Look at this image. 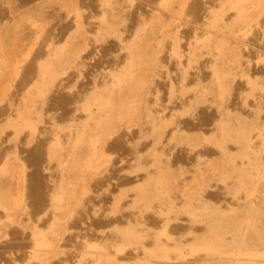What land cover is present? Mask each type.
<instances>
[{
	"label": "rangeland",
	"instance_id": "374dc122",
	"mask_svg": "<svg viewBox=\"0 0 264 264\" xmlns=\"http://www.w3.org/2000/svg\"><path fill=\"white\" fill-rule=\"evenodd\" d=\"M192 1L160 0L157 10L134 23L131 37L122 39L119 69L113 72L103 64L96 70L98 76H111L109 85L92 87L77 101L76 111L84 117L71 127L65 147L49 146L57 174L47 223L32 214L26 200L22 156L13 148L0 157V244L19 229L31 245L23 261L10 264H49L73 252L64 238L80 212L132 217L134 221L112 228L114 245H147L133 259H120L97 242L91 251L85 245L77 252H91L90 264H170L183 249L194 256L203 248L207 257L200 264H264V59L244 52L246 37L264 36V0H204V30L186 33L179 21ZM0 8L6 10L0 19V108L11 101L27 66L35 61L36 69L32 84L20 94V114L5 120L0 138L10 132V141L24 134L31 141L54 84L78 69L93 43L122 36V28L130 25V4L99 0L96 31L80 22L89 11L81 0H0ZM65 20L70 28L63 38L45 41L50 29ZM150 90L155 91V113L147 101ZM101 110L105 115L100 116ZM203 112L216 114L208 135L182 129L186 121H201L197 115ZM151 114L147 154L153 162L160 143L196 147L206 138L212 146L232 141L234 151L219 150L192 168L113 169L112 140L138 129ZM255 139L258 149L251 146ZM115 171L134 180L123 179L115 190L100 185ZM215 192L230 203L209 200ZM104 193L111 197L107 203L100 201ZM150 212L164 217L159 228H147L142 221ZM172 221L201 228L191 231L184 246H161L158 241Z\"/></svg>",
	"mask_w": 264,
	"mask_h": 264
},
{
	"label": "bare ground",
	"instance_id": "6f19581e",
	"mask_svg": "<svg viewBox=\"0 0 264 264\" xmlns=\"http://www.w3.org/2000/svg\"><path fill=\"white\" fill-rule=\"evenodd\" d=\"M28 0H20L21 3ZM130 8L128 17L130 25L122 28L123 34L119 39L110 40L105 44L93 43L90 50L80 60L77 70H72L69 74L61 77L50 91L47 97V107L43 114L42 123H38L37 132L33 140L28 141V135L24 134L16 140H9L10 132H7L0 138V157L13 148L22 156V160L26 165L25 177V197L30 205L31 212L34 216L40 219L41 223H47L50 220L48 215L47 205L53 197L54 177L57 174V161L49 160V146L57 145L60 148L65 147L72 135L71 127L83 119V114L76 111L77 101L92 87H102L109 85L111 76L105 78L98 76L96 70L105 64L107 70L116 71L119 69L124 52L121 48L122 39H127L132 35L134 23L138 22L139 17H147L152 12L158 9L160 0H128ZM204 0H193L190 4L188 13L184 16V20H180L179 24L186 33L202 32L204 30L202 20V2ZM82 4L88 7L89 11L80 22L87 29L96 31L98 15L97 6L99 0H81ZM6 16V10L0 8V19ZM199 24L200 26H197ZM70 28L68 21H63L50 29L45 41H59ZM43 47V46H42ZM244 52L252 59H264V36L261 34L246 37ZM44 50H39L36 56L42 55ZM35 61L27 66L22 72L20 79L13 91L11 101L0 108V126L5 120L14 118L19 111L21 103L20 94L22 90L31 85L35 77ZM118 81V80H116ZM165 97V96H164ZM163 97V101L165 98ZM107 101V99H106ZM147 101L151 105L152 112L155 113L156 107H153L156 101L155 91L150 90L147 95ZM106 110H101L100 116L105 115ZM20 114V112H19ZM151 115L147 116L141 126L132 131L125 132L114 138L109 147V155L116 157L111 163V167L115 170L140 167L163 168L170 167L174 164H181L187 168L195 167L198 161L204 157H211L219 150L234 151L235 144L228 141L227 144L212 146L207 139L196 146L192 147L186 143L174 144L160 143L158 151L160 154L155 155L156 161H152L147 154V149L150 145V130L152 127ZM216 114L203 112L197 115L201 121L191 122L186 121L182 129L184 131H199L204 136L209 134L212 128L211 119ZM39 118V117H38ZM42 120V119H41ZM38 121V120H37ZM36 129V128H35ZM34 131V130H33ZM35 132V131H34ZM33 138V137H32ZM253 149H258V139H255L251 144ZM240 163L241 160H236ZM125 179V182L134 180L131 177L122 178L117 174V171L108 178H105L100 185H111L110 190H115L117 185ZM210 197L212 202L222 200L223 204L230 203L228 199L221 198L217 192ZM110 194H102L100 201L107 203L110 200ZM88 212H80L72 223L70 234L64 238L65 247L73 252H68L57 262L49 264H90L91 252L88 254H79L78 249L87 245L91 248L94 243L104 245L106 251L117 254L120 259L140 257L144 254V247L147 245H138L134 243L132 246L114 245L115 236L111 233L112 228L118 224H126L134 221L132 217H91ZM164 219L154 212L148 213L142 220L147 228H159L160 221ZM201 225H194L188 221H172L170 224L169 233L161 236L158 241L161 246H173L175 242L181 243L184 246L188 242L191 231L198 230ZM7 242L0 244V261L10 264L12 261L21 262L26 258L28 249L31 248L28 241V235H25L19 229H13L9 232ZM115 246L119 247L120 252H116ZM91 251V249L89 250ZM187 249L172 256L169 260L170 264H186L191 260L193 263L200 264L207 256L206 250L203 248L201 254L192 255Z\"/></svg>",
	"mask_w": 264,
	"mask_h": 264
}]
</instances>
